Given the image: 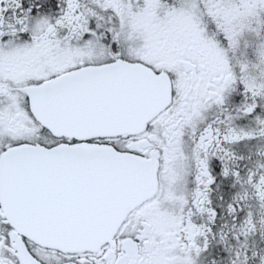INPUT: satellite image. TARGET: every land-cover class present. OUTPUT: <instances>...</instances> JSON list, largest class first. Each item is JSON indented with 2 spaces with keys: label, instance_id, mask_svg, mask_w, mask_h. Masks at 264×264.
<instances>
[{
  "label": "snow or ice",
  "instance_id": "snow-or-ice-1",
  "mask_svg": "<svg viewBox=\"0 0 264 264\" xmlns=\"http://www.w3.org/2000/svg\"><path fill=\"white\" fill-rule=\"evenodd\" d=\"M0 264H264V0H0Z\"/></svg>",
  "mask_w": 264,
  "mask_h": 264
}]
</instances>
